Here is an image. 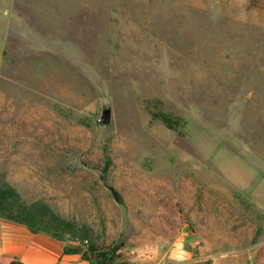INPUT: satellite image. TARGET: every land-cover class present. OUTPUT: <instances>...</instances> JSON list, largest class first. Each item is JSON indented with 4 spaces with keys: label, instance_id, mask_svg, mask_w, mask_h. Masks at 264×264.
I'll return each mask as SVG.
<instances>
[{
    "label": "rangeland",
    "instance_id": "374dc122",
    "mask_svg": "<svg viewBox=\"0 0 264 264\" xmlns=\"http://www.w3.org/2000/svg\"><path fill=\"white\" fill-rule=\"evenodd\" d=\"M0 176L65 249L264 264V0H0Z\"/></svg>",
    "mask_w": 264,
    "mask_h": 264
},
{
    "label": "trees",
    "instance_id": "16d2710c",
    "mask_svg": "<svg viewBox=\"0 0 264 264\" xmlns=\"http://www.w3.org/2000/svg\"><path fill=\"white\" fill-rule=\"evenodd\" d=\"M0 216L8 222L25 226L32 234L43 233L54 239L63 235L79 238V230L73 222L57 214L44 201L26 203L4 176H0ZM65 253L78 254L91 264H114L122 262L126 258L124 249L120 245L114 250L105 249L102 251L94 247L88 248L85 252H82L80 248H70L65 249ZM90 255H94V260L90 258ZM10 264L22 263L13 260Z\"/></svg>",
    "mask_w": 264,
    "mask_h": 264
},
{
    "label": "crops",
    "instance_id": "0c3cea01",
    "mask_svg": "<svg viewBox=\"0 0 264 264\" xmlns=\"http://www.w3.org/2000/svg\"><path fill=\"white\" fill-rule=\"evenodd\" d=\"M3 253L7 259L0 258V264L13 260L22 264H91L78 254L65 253L61 241L41 234H31L25 242L5 247Z\"/></svg>",
    "mask_w": 264,
    "mask_h": 264
},
{
    "label": "water",
    "instance_id": "95a60500",
    "mask_svg": "<svg viewBox=\"0 0 264 264\" xmlns=\"http://www.w3.org/2000/svg\"><path fill=\"white\" fill-rule=\"evenodd\" d=\"M112 193H113L115 201H120V196L117 193H115L114 191H112Z\"/></svg>",
    "mask_w": 264,
    "mask_h": 264
}]
</instances>
